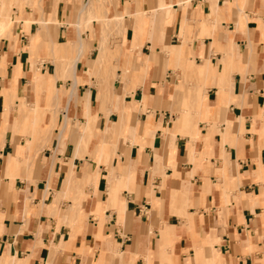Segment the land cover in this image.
I'll use <instances>...</instances> for the list:
<instances>
[{
    "label": "crops",
    "instance_id": "1",
    "mask_svg": "<svg viewBox=\"0 0 264 264\" xmlns=\"http://www.w3.org/2000/svg\"><path fill=\"white\" fill-rule=\"evenodd\" d=\"M79 1L0 38V264H264V0Z\"/></svg>",
    "mask_w": 264,
    "mask_h": 264
},
{
    "label": "rangeland",
    "instance_id": "2",
    "mask_svg": "<svg viewBox=\"0 0 264 264\" xmlns=\"http://www.w3.org/2000/svg\"><path fill=\"white\" fill-rule=\"evenodd\" d=\"M40 0H0V13L4 9V14H6L8 20L10 21V26L8 29H4V31H0V38H12V32L16 33V28L20 20L24 17V9L25 7H29L32 10H40L41 3ZM117 3L118 0H81L79 1V6L76 12L73 15V20L67 19V23H69L72 27L80 29V32L84 35L89 34V38H93L95 35V26L93 23L94 19H97L98 29L100 28V32L102 33V37L105 42H108L110 38L118 37L121 34L122 28L124 27V20L118 17L111 18L109 16V6L107 2ZM55 3H50L48 7L54 6ZM86 6V7H85ZM40 7V9H39ZM48 10L49 8H45ZM51 9V8H50ZM44 10V9H42ZM40 10V11H42ZM12 15V16H11ZM118 14H116L117 16ZM11 18V19H10ZM1 19V14H0ZM28 20H31L29 18ZM58 20H56L57 22ZM48 21H45V24ZM50 22H48L49 24ZM48 24H46L42 29V34L46 36L48 34ZM30 21L26 22L25 28L29 29ZM60 25V24H59ZM41 32H36V35H42ZM95 38V37H94ZM84 41V40H83ZM69 42H65L60 47L59 53L64 55L66 52L69 53L67 46H69ZM106 50L110 49V46L104 47ZM50 49H52V43H50ZM104 49V50H105ZM105 50V51H106ZM82 51V50H81ZM110 51V50H109ZM62 55L60 57H62ZM101 57V55H100ZM60 59V58H59ZM96 65H99L102 69L104 66L103 61L98 58V62ZM107 161V160H106Z\"/></svg>",
    "mask_w": 264,
    "mask_h": 264
},
{
    "label": "bare ground",
    "instance_id": "3",
    "mask_svg": "<svg viewBox=\"0 0 264 264\" xmlns=\"http://www.w3.org/2000/svg\"><path fill=\"white\" fill-rule=\"evenodd\" d=\"M85 7H86V6H85ZM3 11H4V9H3ZM3 11L0 13V14H1V19H0V31H4L5 28L8 29V28H9L8 26H10V21L8 20L6 14H4ZM11 16H12V15H11ZM10 19H11V18H10ZM46 23H48V22H46Z\"/></svg>",
    "mask_w": 264,
    "mask_h": 264
},
{
    "label": "built area",
    "instance_id": "4",
    "mask_svg": "<svg viewBox=\"0 0 264 264\" xmlns=\"http://www.w3.org/2000/svg\"><path fill=\"white\" fill-rule=\"evenodd\" d=\"M140 210L142 211L143 209H142V208H140Z\"/></svg>",
    "mask_w": 264,
    "mask_h": 264
}]
</instances>
